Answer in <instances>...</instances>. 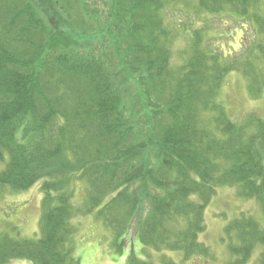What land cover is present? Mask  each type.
<instances>
[{"label": "trees", "instance_id": "trees-1", "mask_svg": "<svg viewBox=\"0 0 264 264\" xmlns=\"http://www.w3.org/2000/svg\"><path fill=\"white\" fill-rule=\"evenodd\" d=\"M59 1L69 14L75 7L76 0ZM80 1L89 28L87 10L100 5ZM104 1L118 58L99 55L85 38L72 49L70 28L57 21L56 30L37 0H0V196L37 182L43 192L41 236L0 233V264H79L74 220L86 215L119 245L135 232L144 252L162 254L161 264H180L167 252L214 258L201 236L221 186L256 199L264 221V119L235 123L218 98L234 70L247 76L253 97L264 92V0H198L201 11L237 20L244 31L250 24L260 40L233 64L204 48L212 37L196 30L179 66L164 14L178 0ZM81 184L85 198L74 205ZM263 221L242 212L226 224L228 264H248L258 248L255 264H264Z\"/></svg>", "mask_w": 264, "mask_h": 264}, {"label": "rangeland", "instance_id": "rangeland-1", "mask_svg": "<svg viewBox=\"0 0 264 264\" xmlns=\"http://www.w3.org/2000/svg\"><path fill=\"white\" fill-rule=\"evenodd\" d=\"M37 1L41 13L47 20L52 23L58 21L65 29L70 28V31H66V36L69 38L72 49L80 50L75 45L78 38L80 43H83L81 38H85L89 39L88 46L92 44L93 49L98 43L96 50L99 55L105 52L106 54L110 53L108 56L118 58L113 52L116 50V42L106 38L107 34H112L108 31H112L111 28L114 23L110 21L109 7L104 0H89L93 5H100L98 10L91 8L87 10L88 16L93 17L89 28L83 18L80 0H76L75 7L69 9L70 14L66 11V4L59 0ZM50 5L51 8H49ZM164 14L167 23L175 34L172 59L175 66L183 64L190 55L187 48L191 34L195 33L196 30L208 32L209 36L212 37V40L208 37L205 39L204 48L225 53L229 62L233 64L236 60L240 62L246 60L251 47L260 40V36L254 34L250 24L244 22L245 26L249 25L247 31H244L238 25L237 20L229 19L221 14L212 15L206 11H201L198 0H178L169 5L164 10ZM57 24H54L56 30H58ZM100 38H103L105 43L98 42L97 40ZM124 42L121 36L117 41L120 49H122L121 47L127 48ZM86 52L87 49L84 53ZM258 61L260 63V59ZM260 67L264 70L263 64L260 63ZM227 74L218 98L234 122L244 123L251 117L264 119V92L261 97L253 98L248 89V78L242 71H231ZM2 167L3 162L0 161V169ZM85 189L86 185L77 186L72 199L74 205L81 203L83 197L85 198ZM42 197L40 182L26 190L8 188L2 192L0 196V233L7 232L26 239L39 238L41 236ZM242 212H249L263 221L262 210L256 199L240 197L237 194V187L234 186L219 187L206 209L207 230L201 236V240L212 248L214 258L192 257L185 260L180 253H167L180 264H228L234 256L223 239L225 236L224 228L230 220ZM74 223L78 228L73 236L74 256L79 260V264H128L130 260L133 261L137 258L152 260V264H161L162 254L152 251L151 255H148L144 252L135 232L126 236V239L119 245L120 241L114 240L115 236L111 230L94 215L80 216L74 220ZM259 250L260 248L248 264L256 263ZM11 264L35 263L27 259H17Z\"/></svg>", "mask_w": 264, "mask_h": 264}]
</instances>
